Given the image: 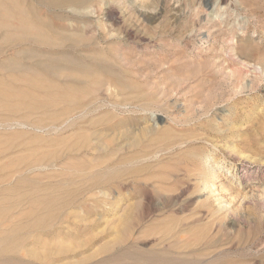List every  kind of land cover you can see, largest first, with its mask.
Masks as SVG:
<instances>
[{"label":"rangeland","instance_id":"rangeland-1","mask_svg":"<svg viewBox=\"0 0 264 264\" xmlns=\"http://www.w3.org/2000/svg\"><path fill=\"white\" fill-rule=\"evenodd\" d=\"M0 264H264V0H0Z\"/></svg>","mask_w":264,"mask_h":264},{"label":"bare ground","instance_id":"bare-ground-1","mask_svg":"<svg viewBox=\"0 0 264 264\" xmlns=\"http://www.w3.org/2000/svg\"><path fill=\"white\" fill-rule=\"evenodd\" d=\"M85 4H86V3H85ZM64 5H65V4H64ZM79 113L81 114L82 111H80ZM70 114H71V112H70ZM80 114H79V115H80ZM68 115H69V114H68ZM76 116H77V115H76ZM77 117H79V116H77ZM69 118H70V117H69ZM67 119H68V118H67ZM67 119H66V122H67ZM71 119H73V118L71 117ZM154 119H155V118H154ZM68 120H70V119H68ZM71 124H72V123H71ZM174 143H175V142H174ZM174 143H173V145H175ZM176 143H179V142H176ZM168 146H169V145H168ZM169 149H170V148H169ZM145 155H147V154H145ZM149 156H150V155H149ZM146 157L148 158V156H146ZM146 157H145V158H146ZM143 158H144V157H143ZM141 159H142V158H141ZM122 210H123V209H122Z\"/></svg>","mask_w":264,"mask_h":264}]
</instances>
